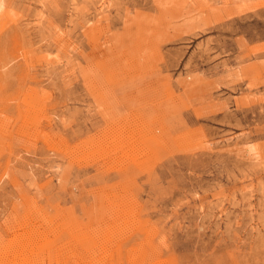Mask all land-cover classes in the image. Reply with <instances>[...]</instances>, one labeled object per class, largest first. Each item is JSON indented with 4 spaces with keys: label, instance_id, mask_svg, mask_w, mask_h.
<instances>
[{
    "label": "rangeland",
    "instance_id": "rangeland-1",
    "mask_svg": "<svg viewBox=\"0 0 264 264\" xmlns=\"http://www.w3.org/2000/svg\"><path fill=\"white\" fill-rule=\"evenodd\" d=\"M0 264H264V0H0Z\"/></svg>",
    "mask_w": 264,
    "mask_h": 264
}]
</instances>
